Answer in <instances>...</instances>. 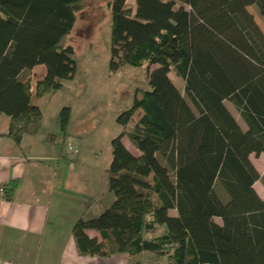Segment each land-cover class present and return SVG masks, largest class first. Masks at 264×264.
<instances>
[{"label":"trees","instance_id":"1","mask_svg":"<svg viewBox=\"0 0 264 264\" xmlns=\"http://www.w3.org/2000/svg\"><path fill=\"white\" fill-rule=\"evenodd\" d=\"M86 1L0 0V114L15 144L38 133L41 99L75 77L66 40ZM249 7L264 20V0H111L109 68L147 67L149 90H137L116 119L122 132L107 172L114 201L74 225L80 255L264 264V201L253 187L261 178L250 162L264 154V34ZM38 66L44 76L32 85ZM70 115L69 107L58 113L63 134ZM19 184L1 186L2 200Z\"/></svg>","mask_w":264,"mask_h":264},{"label":"crops","instance_id":"2","mask_svg":"<svg viewBox=\"0 0 264 264\" xmlns=\"http://www.w3.org/2000/svg\"><path fill=\"white\" fill-rule=\"evenodd\" d=\"M43 76L44 68L35 67L32 85ZM55 95L41 99L40 129L19 144L8 137L9 118L0 114V186L20 182L11 201L0 200V264H128L126 255L78 253L72 235L76 222L98 217L114 201L108 190L110 164L95 146L94 134L74 129L72 108L68 129L61 133L57 116L64 105L51 104ZM84 144H93L91 157L85 156ZM68 146L80 149L76 158L67 152ZM86 235L100 241L95 231Z\"/></svg>","mask_w":264,"mask_h":264},{"label":"rangeland","instance_id":"3","mask_svg":"<svg viewBox=\"0 0 264 264\" xmlns=\"http://www.w3.org/2000/svg\"><path fill=\"white\" fill-rule=\"evenodd\" d=\"M110 2L111 0H87L83 9L77 12L74 27L66 40V44L71 46L74 51L72 59L76 64V74L72 81H64L62 88L51 99V104H62L64 107L73 109L76 116L74 129L77 128V131L87 135L94 134V139L98 143L95 146L98 147L99 152H103V155L107 154L109 164L111 141L121 133V127L116 123L117 117L131 108L137 90H149L147 67L125 66L115 72L109 68ZM130 4L133 3L130 2ZM247 10L264 34V20L258 15L257 9L249 7ZM172 79L185 96L184 82L174 75H172ZM225 105L236 121L246 129V125L234 105L230 101H225ZM84 117H88V119L86 120ZM125 142L132 153L136 154L127 139ZM91 145L93 144H84L85 156L91 157L89 149ZM78 151L80 152L79 148ZM99 152L98 154H100ZM78 154L74 155V158ZM250 162L261 178L254 184V190L264 201L262 183L264 154L258 157L251 155ZM171 214L175 215V212H171ZM215 221L220 223L218 219ZM144 259L145 256L139 257L137 260L146 264ZM135 261L136 259L128 258V264H134ZM150 264H165V261L161 260Z\"/></svg>","mask_w":264,"mask_h":264},{"label":"built area","instance_id":"4","mask_svg":"<svg viewBox=\"0 0 264 264\" xmlns=\"http://www.w3.org/2000/svg\"><path fill=\"white\" fill-rule=\"evenodd\" d=\"M67 152L69 154H72V155H77L79 151H78V148L76 146H68ZM2 197H3V191H2V188L0 186V200H2Z\"/></svg>","mask_w":264,"mask_h":264}]
</instances>
